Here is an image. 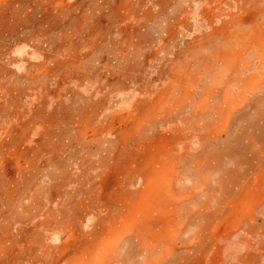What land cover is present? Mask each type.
<instances>
[{
  "label": "rangeland",
  "instance_id": "rangeland-1",
  "mask_svg": "<svg viewBox=\"0 0 264 264\" xmlns=\"http://www.w3.org/2000/svg\"><path fill=\"white\" fill-rule=\"evenodd\" d=\"M0 264H264V0H0Z\"/></svg>",
  "mask_w": 264,
  "mask_h": 264
}]
</instances>
